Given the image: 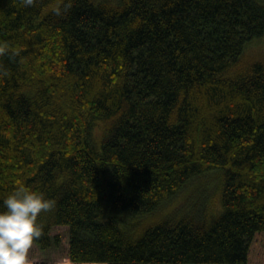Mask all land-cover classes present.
<instances>
[{
  "label": "trees",
  "instance_id": "1",
  "mask_svg": "<svg viewBox=\"0 0 264 264\" xmlns=\"http://www.w3.org/2000/svg\"><path fill=\"white\" fill-rule=\"evenodd\" d=\"M263 36L264 0H0V206L55 202L30 253L264 264Z\"/></svg>",
  "mask_w": 264,
  "mask_h": 264
},
{
  "label": "clouds",
  "instance_id": "2",
  "mask_svg": "<svg viewBox=\"0 0 264 264\" xmlns=\"http://www.w3.org/2000/svg\"><path fill=\"white\" fill-rule=\"evenodd\" d=\"M37 0H22L33 7ZM71 8L67 2L51 11L62 16ZM55 202L23 186L4 198L0 206V264H30V249L42 235L41 213L53 211Z\"/></svg>",
  "mask_w": 264,
  "mask_h": 264
},
{
  "label": "rangeland",
  "instance_id": "3",
  "mask_svg": "<svg viewBox=\"0 0 264 264\" xmlns=\"http://www.w3.org/2000/svg\"><path fill=\"white\" fill-rule=\"evenodd\" d=\"M252 46L249 48L250 52L254 54H263L264 53V36L262 38L252 41ZM207 188L213 187V192L211 194V206L213 210H218L220 208V193L218 191L219 186L216 184V178H212L207 182ZM193 192H196L197 196L201 192V188H194ZM188 200V192L180 193L176 198V201L172 202V208L180 205L181 203L186 204ZM30 264L39 262L42 260H50L56 262L57 264H72L69 258H67L64 253H53V254H43V253H29Z\"/></svg>",
  "mask_w": 264,
  "mask_h": 264
}]
</instances>
